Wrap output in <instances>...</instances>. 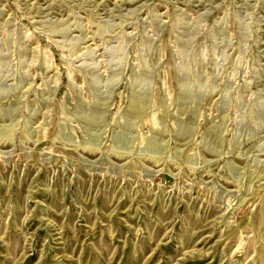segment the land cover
<instances>
[{"label": "rangeland", "instance_id": "1", "mask_svg": "<svg viewBox=\"0 0 264 264\" xmlns=\"http://www.w3.org/2000/svg\"><path fill=\"white\" fill-rule=\"evenodd\" d=\"M0 264H264V0H0Z\"/></svg>", "mask_w": 264, "mask_h": 264}]
</instances>
